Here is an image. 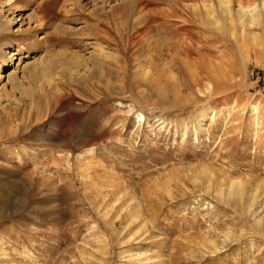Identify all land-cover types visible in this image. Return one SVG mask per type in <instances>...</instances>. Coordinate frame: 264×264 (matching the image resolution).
Segmentation results:
<instances>
[{
	"label": "rangeland",
	"instance_id": "rangeland-1",
	"mask_svg": "<svg viewBox=\"0 0 264 264\" xmlns=\"http://www.w3.org/2000/svg\"><path fill=\"white\" fill-rule=\"evenodd\" d=\"M263 1L0 0V264H264Z\"/></svg>",
	"mask_w": 264,
	"mask_h": 264
},
{
	"label": "bare ground",
	"instance_id": "bare-ground-1",
	"mask_svg": "<svg viewBox=\"0 0 264 264\" xmlns=\"http://www.w3.org/2000/svg\"><path fill=\"white\" fill-rule=\"evenodd\" d=\"M222 6H223V7H221V8H223L222 11L224 10L226 12H229V11L231 12V7L229 5H223L222 4ZM263 6H264V1H263V5L262 6H260L259 4H254L252 6H240V8H239V18H240V20L243 23L249 22L252 26L257 25V24H260V26H262L261 28H263L262 30H264V10L262 8ZM208 17L211 18L212 16H208ZM213 17H215V16L213 15ZM251 36H253V39H258L259 38V34L256 33V32H254V31L252 32V35ZM263 42H264V40H263ZM263 42H262V44H263ZM263 47H264V45H263ZM198 52H201V51H198ZM210 62L211 61H209V60H206L204 63H200L198 61V62L195 63V67L197 69H199L202 66H204V68L205 67H208L209 68L211 66ZM201 69L202 68H200V70ZM138 116L140 118H142V119L145 118L144 114H142V113H139ZM235 187H237V186H235ZM238 190H240L239 189V185H238ZM236 193H238V192H236Z\"/></svg>",
	"mask_w": 264,
	"mask_h": 264
}]
</instances>
